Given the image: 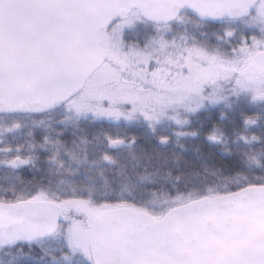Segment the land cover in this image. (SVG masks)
Returning <instances> with one entry per match:
<instances>
[{"label": "snow or ice", "instance_id": "obj_1", "mask_svg": "<svg viewBox=\"0 0 264 264\" xmlns=\"http://www.w3.org/2000/svg\"><path fill=\"white\" fill-rule=\"evenodd\" d=\"M0 264H264V0H0Z\"/></svg>", "mask_w": 264, "mask_h": 264}, {"label": "trees", "instance_id": "obj_2", "mask_svg": "<svg viewBox=\"0 0 264 264\" xmlns=\"http://www.w3.org/2000/svg\"><path fill=\"white\" fill-rule=\"evenodd\" d=\"M227 162L225 161V164H226Z\"/></svg>", "mask_w": 264, "mask_h": 264}]
</instances>
